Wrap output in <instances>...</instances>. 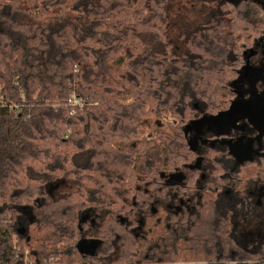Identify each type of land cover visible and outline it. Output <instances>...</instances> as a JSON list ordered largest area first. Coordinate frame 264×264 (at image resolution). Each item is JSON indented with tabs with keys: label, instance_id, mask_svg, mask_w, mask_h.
Here are the masks:
<instances>
[{
	"label": "trees",
	"instance_id": "obj_1",
	"mask_svg": "<svg viewBox=\"0 0 264 264\" xmlns=\"http://www.w3.org/2000/svg\"><path fill=\"white\" fill-rule=\"evenodd\" d=\"M263 35L262 0H0V264H264V156L201 127L257 116Z\"/></svg>",
	"mask_w": 264,
	"mask_h": 264
},
{
	"label": "flooded vegetation",
	"instance_id": "obj_2",
	"mask_svg": "<svg viewBox=\"0 0 264 264\" xmlns=\"http://www.w3.org/2000/svg\"><path fill=\"white\" fill-rule=\"evenodd\" d=\"M264 3V0L262 1ZM247 53L245 64L240 69L241 78L238 85L235 87L237 97L241 96L245 103H255L258 99L261 103L255 108L257 109V117L250 116L238 110L236 105L229 113H225L223 117L207 116L203 117L204 124L201 126L205 131L214 134H234L238 132V136H233L231 140L232 154L238 159L244 161L253 159L256 155L264 156V35L255 42L253 47L245 49ZM247 96H249L247 98ZM258 98V99H257ZM261 114V115H259ZM223 136V135H222ZM231 137V136H230ZM257 149V150H256ZM243 152V157L237 155ZM255 198H260V194L264 195V184L254 185L249 190ZM262 200V198H261ZM256 205L258 203L256 202ZM234 217L239 219L235 213ZM246 219V225L241 226L240 232L245 235H250L253 239L258 235L261 229H264V219L259 222L251 220L253 216ZM241 222L237 224V228ZM244 227L247 231L244 232Z\"/></svg>",
	"mask_w": 264,
	"mask_h": 264
},
{
	"label": "rangeland",
	"instance_id": "obj_3",
	"mask_svg": "<svg viewBox=\"0 0 264 264\" xmlns=\"http://www.w3.org/2000/svg\"><path fill=\"white\" fill-rule=\"evenodd\" d=\"M263 1V0H262ZM249 96H247L248 98ZM258 99V98H257ZM261 103V100L258 99L257 101H255V103H251L253 104V106H257ZM250 111H253V113H255L256 115L257 114V109L254 108V109H251L249 108ZM205 115H203L204 117ZM254 117H257V116H254ZM176 122L173 118L170 117H163V118H160V119H151V120H147L145 122V135L148 136V137H153L156 135L157 131H160V130H169L170 127L172 125H175ZM208 132L205 133V135H207ZM204 135V136H205ZM205 138H207L205 136ZM208 141H213V139H208ZM257 150V149H256ZM244 153L243 152H240L237 156L238 157H243ZM258 164V163H256ZM175 178V177H173ZM177 180H180V181H183V175H179L177 178ZM260 198H255L254 199V202H257L258 203V208L261 207V205H263L264 201L261 200L262 196H259ZM262 219H264V217H262ZM255 222H258V221H255ZM244 224L246 225L247 223L244 221V222H241V224L239 225V227L237 228L239 231L241 230V226ZM244 232L247 231V228L244 227L243 229ZM99 246V242L96 241V240H84L80 243L79 247L80 249H82L83 251H86V252H89V253H92L93 251H96V249L98 248ZM86 249V250H85Z\"/></svg>",
	"mask_w": 264,
	"mask_h": 264
},
{
	"label": "built area",
	"instance_id": "obj_4",
	"mask_svg": "<svg viewBox=\"0 0 264 264\" xmlns=\"http://www.w3.org/2000/svg\"><path fill=\"white\" fill-rule=\"evenodd\" d=\"M25 254H26V256H25V262H27V261H28V257H27V255H28V250H25Z\"/></svg>",
	"mask_w": 264,
	"mask_h": 264
}]
</instances>
